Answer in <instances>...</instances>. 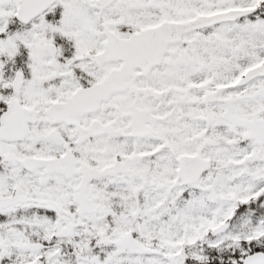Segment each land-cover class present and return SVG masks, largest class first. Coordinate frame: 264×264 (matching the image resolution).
I'll return each mask as SVG.
<instances>
[{
    "label": "snow or ice",
    "instance_id": "obj_1",
    "mask_svg": "<svg viewBox=\"0 0 264 264\" xmlns=\"http://www.w3.org/2000/svg\"><path fill=\"white\" fill-rule=\"evenodd\" d=\"M0 264H264V0H0Z\"/></svg>",
    "mask_w": 264,
    "mask_h": 264
}]
</instances>
